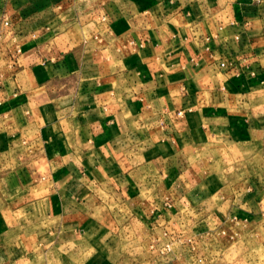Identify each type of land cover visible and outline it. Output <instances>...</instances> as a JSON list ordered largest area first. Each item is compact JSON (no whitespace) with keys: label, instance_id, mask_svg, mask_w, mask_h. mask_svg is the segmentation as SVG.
Here are the masks:
<instances>
[{"label":"crops","instance_id":"obj_1","mask_svg":"<svg viewBox=\"0 0 264 264\" xmlns=\"http://www.w3.org/2000/svg\"><path fill=\"white\" fill-rule=\"evenodd\" d=\"M2 12L0 264H206L205 237L264 217V0ZM210 137L261 162L198 192L182 178ZM167 242L165 259L152 245Z\"/></svg>","mask_w":264,"mask_h":264},{"label":"rangeland","instance_id":"obj_2","mask_svg":"<svg viewBox=\"0 0 264 264\" xmlns=\"http://www.w3.org/2000/svg\"><path fill=\"white\" fill-rule=\"evenodd\" d=\"M256 162L260 163L261 158L243 146L210 137L203 148L198 147L191 170L182 179L190 180L198 192L211 190L219 183L248 175L246 169ZM204 240L208 247L206 264H264V217L226 223L221 231ZM131 249L129 252H135L136 245ZM118 256L119 253L114 258ZM76 262L70 256L65 264H106L104 252L99 250L87 251Z\"/></svg>","mask_w":264,"mask_h":264},{"label":"built area","instance_id":"obj_3","mask_svg":"<svg viewBox=\"0 0 264 264\" xmlns=\"http://www.w3.org/2000/svg\"><path fill=\"white\" fill-rule=\"evenodd\" d=\"M14 26L15 22L10 14H8L7 12L0 13V37L4 33L13 34ZM222 66H225V63H222ZM179 113L181 114L182 111H180ZM152 249H157L159 255L163 256V258L166 259L173 252V245L172 243L167 242L157 248L153 243Z\"/></svg>","mask_w":264,"mask_h":264}]
</instances>
